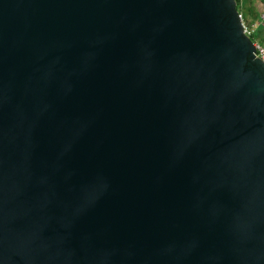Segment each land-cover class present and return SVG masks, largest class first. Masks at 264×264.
I'll use <instances>...</instances> for the list:
<instances>
[{"label":"water","instance_id":"95a60500","mask_svg":"<svg viewBox=\"0 0 264 264\" xmlns=\"http://www.w3.org/2000/svg\"><path fill=\"white\" fill-rule=\"evenodd\" d=\"M236 0H0V264H264V63Z\"/></svg>","mask_w":264,"mask_h":264},{"label":"crops","instance_id":"0c3cea01","mask_svg":"<svg viewBox=\"0 0 264 264\" xmlns=\"http://www.w3.org/2000/svg\"><path fill=\"white\" fill-rule=\"evenodd\" d=\"M238 11L242 13L243 19L248 24H255L250 38L253 42L264 43V28L257 24L260 13L264 12L262 0H239Z\"/></svg>","mask_w":264,"mask_h":264},{"label":"built area","instance_id":"2783aa9c","mask_svg":"<svg viewBox=\"0 0 264 264\" xmlns=\"http://www.w3.org/2000/svg\"><path fill=\"white\" fill-rule=\"evenodd\" d=\"M262 1L264 3V0ZM238 12H239V18L241 20L243 33L250 37L252 35L253 29L255 28V24L254 23L248 24L247 22H245L242 13L240 11ZM257 24L264 28V12L260 13ZM253 45L255 48V52H254L255 57L259 58L264 63V43L261 44V43L253 42Z\"/></svg>","mask_w":264,"mask_h":264},{"label":"trees","instance_id":"16d2710c","mask_svg":"<svg viewBox=\"0 0 264 264\" xmlns=\"http://www.w3.org/2000/svg\"><path fill=\"white\" fill-rule=\"evenodd\" d=\"M237 3V9H239V0H236Z\"/></svg>","mask_w":264,"mask_h":264},{"label":"rangeland","instance_id":"374dc122","mask_svg":"<svg viewBox=\"0 0 264 264\" xmlns=\"http://www.w3.org/2000/svg\"><path fill=\"white\" fill-rule=\"evenodd\" d=\"M239 9H241V8H239Z\"/></svg>","mask_w":264,"mask_h":264}]
</instances>
